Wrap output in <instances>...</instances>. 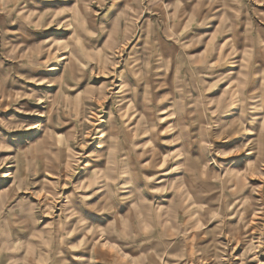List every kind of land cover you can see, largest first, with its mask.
<instances>
[{
	"label": "rangeland",
	"instance_id": "1",
	"mask_svg": "<svg viewBox=\"0 0 264 264\" xmlns=\"http://www.w3.org/2000/svg\"><path fill=\"white\" fill-rule=\"evenodd\" d=\"M237 52L263 100L264 0H0V264H264Z\"/></svg>",
	"mask_w": 264,
	"mask_h": 264
},
{
	"label": "bare ground",
	"instance_id": "2",
	"mask_svg": "<svg viewBox=\"0 0 264 264\" xmlns=\"http://www.w3.org/2000/svg\"><path fill=\"white\" fill-rule=\"evenodd\" d=\"M233 16V15H232ZM238 18V17H237ZM177 19V18H176ZM179 20V19H178ZM235 20V19H234ZM239 24V23H238ZM237 24V25H238ZM236 25V24H235ZM244 27V25H243ZM235 33V32H234ZM241 33V32H240ZM236 34V33H235ZM245 36V35H244ZM235 37V36H234ZM233 38V37H232ZM240 38V37H239ZM233 40V39H232ZM235 42V41H234ZM238 42V41H237ZM247 44V43H246ZM233 45V44H232ZM242 46V45H241ZM237 50V47H236ZM68 51V50H67ZM237 59L234 60L231 64L232 68L235 70V75H233L232 78V93L230 95V101H231V114H232V118L233 121L234 119H236V121L239 123V125L242 127L240 131H242V129L245 130V132H251V134H248L249 138L248 139H253V141H249V143H251L252 145H254L255 148H251L250 150L252 151L251 153H248V155H252V154H257L260 155V157H257V160L259 162H264V143L263 145L261 144V140H264V133L261 134L262 138H260V134L259 131H264V104H263V100H262V95L261 93H258V83H257V79L252 76L250 79L249 78H243V74H246V72H243V68H245V65L243 66L242 63H240L239 59V55L240 52H237ZM69 55V54H68ZM72 57V56H71ZM219 58V57H218ZM72 59V58H71ZM73 60V59H72ZM65 71V70H64ZM132 71V70H131ZM135 73V72H134ZM253 73V72H252ZM72 74V73H71ZM133 74V73H132ZM256 74V73H255ZM264 95V94H263ZM232 96V97H231ZM137 97V96H134ZM222 101V100H221ZM217 110V109H216ZM229 111V110H228ZM254 111V112H253ZM235 123V122H234ZM132 124V123H131ZM125 125V124H124ZM129 126V125H128ZM234 126V125H233ZM243 130V131H244ZM256 130V133H253V131ZM127 131V130H126ZM132 131V130H131ZM258 131V133H257ZM125 133V132H124ZM244 133V132H243ZM127 134V132H126ZM245 134V133H244ZM114 135V134H113ZM236 135V134H235ZM105 138V137H104ZM243 138V137H242ZM115 139V136L112 137V139L110 138V140ZM234 140V139H233ZM104 141V140H103ZM125 141V140H124ZM114 142V141H113ZM248 142V141H247ZM42 144H46L45 142H42ZM261 144V145H260ZM132 145L135 146L136 143L132 142ZM134 149V150H133ZM132 149L133 153H137L136 151L138 150L137 147H134ZM124 150V154L126 157H129L130 152L128 150V148L126 146L123 147ZM110 153V152H109ZM247 154V153H246ZM153 155V154H152ZM100 156V155H99ZM113 156V155H112ZM112 156H104V161L102 160L101 163H99L101 166L103 163L107 164L109 163V159H111ZM141 157L138 155V158ZM101 158V157H100ZM114 158V157H113ZM96 160V159H95ZM151 160V159H150ZM261 160V161H260ZM96 166V165H95ZM91 168V167H90ZM110 168V167H108ZM106 167V169H108ZM111 169V168H110ZM98 171H96V173L94 175L97 174ZM226 172V171H225ZM105 170L100 169V176L101 174L104 175ZM235 173H237L235 171ZM92 175V174H91ZM235 175V174H234ZM240 175V174H239ZM247 176V175H246ZM238 177V176H237ZM241 177V176H239ZM93 178V177H92ZM90 178V179H92ZM234 179V178H233ZM94 182V181H93ZM135 183V182H134ZM183 184V183H182ZM91 181H88V186H91ZM95 185V184H94ZM181 186V185H180ZM179 187V186H178ZM178 189V188H177ZM243 189V188H242ZM176 190V189H175ZM239 190V189H238ZM230 196V195H229ZM231 197V196H230ZM177 199L179 201L183 200L182 197L177 196ZM207 206V205H206Z\"/></svg>",
	"mask_w": 264,
	"mask_h": 264
},
{
	"label": "crops",
	"instance_id": "3",
	"mask_svg": "<svg viewBox=\"0 0 264 264\" xmlns=\"http://www.w3.org/2000/svg\"><path fill=\"white\" fill-rule=\"evenodd\" d=\"M108 25H110V27L112 28V26H113V28H112V30H111V33H113V32H115V28H114V24H108ZM115 25H117V24H115ZM206 111L208 112V113H212L211 111H210V109H206ZM109 160H111V159H109ZM120 171V175H121V177H122V179H123V182L125 183L126 181V178L125 177H123V175H124V173H123V170L121 169V168H118ZM118 169H117V171H118ZM102 170H105V173H104V175L103 174H101V177L103 178V186H105V187H109V182H108V179H109V177L111 178L113 175L111 174V169L110 168H108V169H102ZM125 188V187H124ZM88 228V227H87Z\"/></svg>",
	"mask_w": 264,
	"mask_h": 264
}]
</instances>
